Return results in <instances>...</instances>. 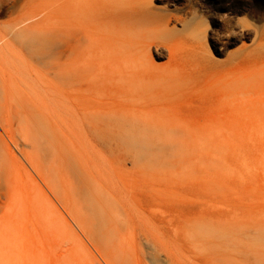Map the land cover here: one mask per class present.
Returning a JSON list of instances; mask_svg holds the SVG:
<instances>
[{"label":"rangeland","instance_id":"374dc122","mask_svg":"<svg viewBox=\"0 0 264 264\" xmlns=\"http://www.w3.org/2000/svg\"><path fill=\"white\" fill-rule=\"evenodd\" d=\"M125 1L0 0V264H264V0Z\"/></svg>","mask_w":264,"mask_h":264},{"label":"bare ground","instance_id":"6f19581e","mask_svg":"<svg viewBox=\"0 0 264 264\" xmlns=\"http://www.w3.org/2000/svg\"><path fill=\"white\" fill-rule=\"evenodd\" d=\"M136 2L132 1V0H126L124 3L119 4L118 7L112 8L110 10V12H108L107 15H105V18L109 19V20H113L111 23L118 27L120 30L124 31L125 33H127L129 36L132 37V39H135L136 37H141V35L136 31L135 27L137 26V24H147V26L151 25V26H157V22H159V20H163L166 16V14L164 13L165 10L163 9H159L157 10L154 7H148L149 5H144L141 2V6L143 9L142 11H139L137 9L138 4H136ZM188 5V3H187ZM189 6H191L189 4ZM147 12V13H146ZM149 13V14H148ZM145 14L151 15L154 14L157 18H159V20H148L145 16ZM172 15V14H171ZM168 16V14H167ZM176 17V16H175ZM174 17V18H175ZM194 17V16H193ZM196 17V16H195ZM194 17V19H195ZM173 18V19H174ZM170 19V14L168 16V20ZM179 19V18H178ZM182 19V18H181ZM197 20V19H196ZM179 21V20H178ZM184 21V20H183ZM193 21V20H192ZM228 19L225 20V22L227 23ZM188 22V21H187ZM196 22V21H195ZM185 24V22H184ZM186 25V24H185ZM188 25V24H187ZM150 26V27H151ZM144 28V27H143ZM161 28V27H160ZM154 29V28H153ZM158 29V28H157ZM148 30V29H147ZM152 30V29H151ZM149 31V30H148ZM152 32L156 33V30H152ZM151 32V33H152ZM173 32V31H172ZM146 33H148L146 31ZM149 34V33H148ZM145 35V34H144ZM150 35V34H149ZM153 35V34H152ZM135 37V38H134ZM143 37V36H142ZM182 52V51H181ZM183 54H185V51L183 52ZM193 54V53H192ZM194 55V54H193ZM192 57V56H190ZM196 57V56H195ZM42 119H44L47 124L49 125L50 123L49 121V115L45 112H42ZM53 133V132H52Z\"/></svg>","mask_w":264,"mask_h":264}]
</instances>
